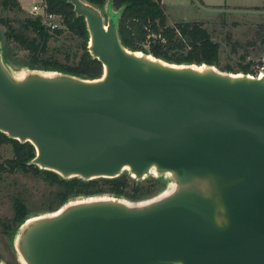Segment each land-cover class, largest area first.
<instances>
[{"label": "water", "instance_id": "1", "mask_svg": "<svg viewBox=\"0 0 264 264\" xmlns=\"http://www.w3.org/2000/svg\"><path fill=\"white\" fill-rule=\"evenodd\" d=\"M103 76L16 78L0 43V132L64 180L168 176L143 204L95 198L27 221L24 264H264V76L126 49L121 11L67 0ZM106 16L108 18H106ZM0 264H2L0 262Z\"/></svg>", "mask_w": 264, "mask_h": 264}, {"label": "rangeland", "instance_id": "2", "mask_svg": "<svg viewBox=\"0 0 264 264\" xmlns=\"http://www.w3.org/2000/svg\"><path fill=\"white\" fill-rule=\"evenodd\" d=\"M204 1L163 0L167 25L203 24L213 41L220 46L218 64L211 65L218 71L234 75H247L245 71L247 67L250 71H259L264 59V0ZM18 2L21 11H9L0 7V43L3 54L4 49L8 51V59L5 60L12 74L16 78H23L32 72L63 73L50 69L57 66L63 68L78 66L83 55L82 40L67 30L52 36L46 53L33 54L14 43L7 42L6 34L9 32L7 25L19 30L21 22L34 19L29 12L33 1L18 0ZM106 5L100 8L105 15ZM234 7H242V10ZM250 7L262 8L253 10L249 9ZM143 48L147 49L148 45L144 44ZM192 65L200 67L207 64ZM13 157V145L3 143L0 146V165ZM124 175L130 180V186L126 190L128 197L110 194L72 195L64 201V188L57 183L47 181L44 175L32 171L10 173L0 169V262L24 264L17 251L16 237L20 228L29 220L57 213L69 204L95 198H117L130 204H143L170 193L174 188L168 176L153 173L144 180L138 181L128 171L122 176ZM137 191L141 193L136 198H132ZM18 203L25 206L27 219L17 230L15 217Z\"/></svg>", "mask_w": 264, "mask_h": 264}, {"label": "trees", "instance_id": "3", "mask_svg": "<svg viewBox=\"0 0 264 264\" xmlns=\"http://www.w3.org/2000/svg\"><path fill=\"white\" fill-rule=\"evenodd\" d=\"M49 11L62 18L64 27L52 34L42 26L39 19H27L21 22L19 30L7 25V42L14 43L19 48L33 54L46 53L49 41L53 35H59L64 30L82 40L83 55L76 67L50 68L64 74L76 76L86 80H96L103 76V65L93 59L88 51L89 32L83 17H77L73 5L67 0H47ZM96 7L102 8L108 0H86ZM115 11H121L119 20V34L123 46L132 52H143L158 59L177 65H217L220 46L213 41L211 34L201 23H177L168 26L162 0H112ZM0 7L9 11H21L18 0H0ZM147 44L148 48H143ZM4 56L8 59V51L4 49ZM246 73L253 71L245 69ZM13 145L14 157L0 165V169L15 173L18 171H32L45 176L51 183H57L64 188L63 199L66 201L72 195L94 196L110 194L117 197L127 196L130 186L129 178L124 175L117 179H98L85 182L75 178L63 180L59 175L50 171L40 170L30 165L36 157V150L30 143L22 144L8 138L0 132V146L3 143ZM141 192H135L136 198ZM27 219V210L21 203L17 204L15 225L18 230Z\"/></svg>", "mask_w": 264, "mask_h": 264}, {"label": "built area", "instance_id": "4", "mask_svg": "<svg viewBox=\"0 0 264 264\" xmlns=\"http://www.w3.org/2000/svg\"><path fill=\"white\" fill-rule=\"evenodd\" d=\"M33 1V5L30 14L34 17V19H39L44 28H46L49 32H55L57 30L63 29V21L62 18L58 15L52 14L49 11L48 1L47 0H31ZM262 62V61H261ZM264 64V59L263 62ZM262 64L261 69L259 71H253L252 76L256 78H261L264 76V65Z\"/></svg>", "mask_w": 264, "mask_h": 264}, {"label": "crops", "instance_id": "5", "mask_svg": "<svg viewBox=\"0 0 264 264\" xmlns=\"http://www.w3.org/2000/svg\"><path fill=\"white\" fill-rule=\"evenodd\" d=\"M204 1V0H203ZM205 2V1H204ZM162 3H163V0H162ZM234 8H237V7H234ZM258 8H262V7H250L249 9H253V10H256ZM237 9H241L242 10V7H238ZM244 10V9H243ZM245 10H248V9H245Z\"/></svg>", "mask_w": 264, "mask_h": 264}]
</instances>
